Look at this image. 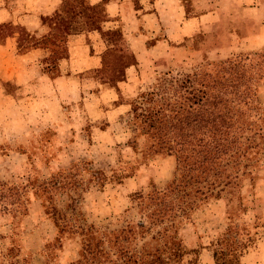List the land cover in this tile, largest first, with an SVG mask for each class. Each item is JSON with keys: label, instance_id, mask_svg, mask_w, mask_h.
Masks as SVG:
<instances>
[{"label": "rangeland", "instance_id": "374dc122", "mask_svg": "<svg viewBox=\"0 0 264 264\" xmlns=\"http://www.w3.org/2000/svg\"><path fill=\"white\" fill-rule=\"evenodd\" d=\"M149 1L120 2L118 14L108 22L100 7H88L87 0H62L55 11L62 19L58 42L51 39L58 17L42 18L48 33L52 21L55 29L37 44L50 47L55 64L66 56L67 34L96 31L105 46L101 65L80 74L79 90L85 97L84 92L91 89L86 84L95 82L102 91L111 90V96L106 93L109 97L97 107L84 105L81 97L61 103L63 121L49 116L43 120L42 130L27 137L19 130L0 127V181L21 184L26 176L41 172L62 175L72 166L67 176L74 174L76 184L55 197H45V208L30 190L28 218L20 223L18 215L14 219L0 215V264H140L157 255L171 258L174 264H214L208 239L226 223H247L244 226L250 237L239 236L244 245L240 264H264V154L253 155L251 174L238 175L240 187L233 188L232 195L223 191L221 198L213 199L214 191L208 194L210 187L185 184L179 174L181 183L176 190L167 188L163 195L157 194L154 187H166L173 177L176 155L146 134L138 109L157 102L149 95L140 98L141 93L156 87L162 88L158 95L162 98L179 96L186 75L212 69L215 63L244 52L259 50L244 62L264 71V8L230 11L224 4L199 0L207 2L200 12L211 9L215 15L201 16L194 29L181 30L177 21H156L142 15L140 7L151 11ZM181 1L187 14L192 0ZM117 71L122 73L119 81ZM9 84L5 89L13 92L15 87ZM254 86L260 115L253 119L264 118V77ZM96 89L99 87H93ZM76 114L80 118L73 119ZM195 186L201 189L195 192ZM237 195L247 208L245 213L235 200ZM32 201L41 207L38 217ZM254 224L258 226L252 228ZM171 238L184 250L179 257L163 247Z\"/></svg>", "mask_w": 264, "mask_h": 264}, {"label": "trees", "instance_id": "16d2710c", "mask_svg": "<svg viewBox=\"0 0 264 264\" xmlns=\"http://www.w3.org/2000/svg\"><path fill=\"white\" fill-rule=\"evenodd\" d=\"M66 11L68 9H65ZM70 12L74 14L75 11L72 8ZM56 16L57 31L51 36L52 42L59 41V32L62 30V19L54 13L53 17ZM14 28L17 30H13ZM14 33L17 36L18 49L36 45L38 42L21 25L0 24V42ZM256 51L259 50L244 52L245 54L238 58L215 63L212 69L196 70L186 75L183 81L185 84H181L179 87L181 90L177 91L179 96L171 99L158 96L162 88L159 90L155 87L147 93H141L140 98L144 95L157 98L153 107L138 108L142 100L137 102L139 105H134L141 111L139 113L143 119L142 128L146 127V134H149L154 141L157 140L159 147L166 145L169 149H173L176 155L177 165L170 183L161 189L154 187V192L163 195L167 188L171 191L176 190L181 183L180 179H177L179 174V178L184 176L185 184L203 183L206 187H210L208 194L212 195L214 191L213 199H219L221 192L226 191L232 195V189L240 187L239 174L245 172L251 174L250 159L254 154H264V118L259 116L253 119L256 115H260L256 111L254 83L264 77V71L257 66L253 69L244 62L250 58L248 56L250 53L257 54ZM52 55L51 51V54L41 59L43 71L50 76L58 73L54 63L56 56ZM251 70L253 75H249ZM116 73L119 76L116 81L121 80L122 73L120 71ZM150 101L156 100L150 98ZM71 168L73 167H69L66 172L70 174ZM68 173L47 175L41 172L38 175L24 177L25 182L21 184L0 181V215L11 219L18 215V223L28 218L27 203L30 190L45 208V197L50 199L64 189L75 187L74 174L68 177ZM96 175L98 176V172ZM98 179L101 183L102 178L98 177ZM199 189L201 187L195 186L194 191L198 192ZM234 197L240 210L245 213L247 208L240 203V195ZM230 200L226 198L227 203ZM51 207L54 210V206ZM246 224L240 226L226 223L224 227L209 236L207 248L214 264H240L244 245L243 237L239 236L250 237ZM256 226L258 225L254 224L252 228ZM163 247L170 249L172 256L179 257L184 253L172 238L166 246L163 244ZM156 251L158 252V249ZM71 264H78V261ZM140 264H174V262L169 257L163 259L157 255L156 258L143 260Z\"/></svg>", "mask_w": 264, "mask_h": 264}, {"label": "crops", "instance_id": "0c3cea01", "mask_svg": "<svg viewBox=\"0 0 264 264\" xmlns=\"http://www.w3.org/2000/svg\"><path fill=\"white\" fill-rule=\"evenodd\" d=\"M62 0H0V24L21 25L38 41L50 36L54 31L47 32L42 24L43 17H51L58 10ZM125 0H87V6L100 7L110 20L118 14L120 2ZM150 12L142 10L145 17H154L157 20H174L177 27L194 29L197 18L206 15H215L213 10L200 12V8L207 2L192 0L187 6L181 0H151ZM213 5L224 4L231 10L246 8L254 11L258 6L264 8V1L260 0H212ZM209 3V5H211ZM191 13L190 15H188ZM241 13V12H240ZM185 16V17H184ZM154 28V25L149 27ZM16 33L6 36L0 42V127L4 125L7 130H19L22 136H29L42 130L43 120L49 116L52 119L63 121L59 104H70L79 99L84 105L98 106L105 97H109L111 90H103L100 83L90 82L91 88L84 92L83 97L79 90L80 74L89 70H96L101 65V53L105 49L96 31L77 32L66 35V56L57 60V75L50 76L42 69L41 59L51 54L50 47L36 44L18 49ZM13 85V92L5 90L8 85ZM99 87V90H93ZM104 93V94H103ZM109 96H105V94ZM109 112L108 110L106 111ZM92 114H95L92 112ZM80 118V114L73 119ZM86 118V117H85ZM1 120H5L1 123ZM18 120V122H17ZM70 120V118H69ZM63 123V122H61ZM17 128V129H16ZM36 217L40 216L41 207L37 201H32ZM32 211L31 209L29 210ZM32 217V216H31Z\"/></svg>", "mask_w": 264, "mask_h": 264}]
</instances>
